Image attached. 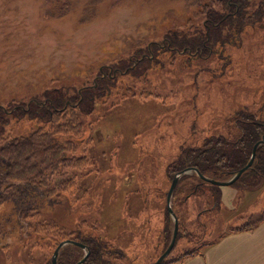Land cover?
Here are the masks:
<instances>
[{
  "label": "rangeland",
  "instance_id": "rangeland-1",
  "mask_svg": "<svg viewBox=\"0 0 264 264\" xmlns=\"http://www.w3.org/2000/svg\"><path fill=\"white\" fill-rule=\"evenodd\" d=\"M209 1L0 0V104L91 84L103 67L131 59L153 42L163 45L170 30L201 21ZM158 63H146L140 76H124L118 94L109 91L103 97L108 100H96L92 113L81 114L84 131L76 154L86 148L92 164L77 172L72 193L43 211L79 239L98 236L107 264H153L165 247L173 180L168 166L210 139L237 136L239 112L264 116V17L211 56L183 53ZM1 116L4 134H25L35 125V118ZM69 173L63 169L51 182ZM187 174L193 178L173 199L181 232L168 260L198 252L264 206V182L256 188L206 182L190 194L199 180ZM34 240H20L9 250L1 244L0 264H48L50 247Z\"/></svg>",
  "mask_w": 264,
  "mask_h": 264
},
{
  "label": "trees",
  "instance_id": "trees-1",
  "mask_svg": "<svg viewBox=\"0 0 264 264\" xmlns=\"http://www.w3.org/2000/svg\"><path fill=\"white\" fill-rule=\"evenodd\" d=\"M257 4L259 6L254 9ZM203 7L201 21H191L186 28L170 30L165 35L163 45L153 42L139 48L131 59L122 58L115 65L103 67L91 84L79 89H48L41 97L33 98L29 102H13L8 106L0 104L3 119L4 115L9 114L35 118V125L28 133L13 135L0 132V246L7 243L5 249L9 250V246L21 243L20 240L25 243L34 238L37 244L50 247L48 264H51L57 245L67 239H73L88 245L90 249V254L83 264H107L104 254L107 250L98 236L88 235L79 239L73 236L74 231H65L56 225L54 220L46 217L43 211L46 207H55L61 203L62 195L67 191L72 193L77 172L92 164L90 157L85 153L86 148L82 153L76 152L79 151L84 131L81 114L92 113L96 100L105 101L107 98L103 97L109 91L117 90L118 94V90L123 88L122 83L125 84L126 81L120 79L124 76H140L141 74L137 73L146 63L148 67L160 65L158 61L183 53L188 57L211 56L217 48L223 49L227 43L236 41L244 29L254 27L256 22L264 17V0L259 3L256 0H211ZM250 9L254 12L250 13ZM129 90L130 87H126L124 98L129 94ZM235 118L239 128L237 136L232 139L219 136L185 151L168 166L170 178L173 179L176 173L187 167H196L207 177L228 180L248 163L254 145L262 140L252 166L236 181L248 188L259 187L264 182V116L241 111ZM91 141L92 138L87 139L88 143ZM225 147L233 148L237 152L226 154L223 151ZM63 169L71 170L69 175L65 174L68 177L51 182ZM221 173L224 178L219 177ZM193 175L199 181L192 185L190 194L200 190L202 183L208 182L195 171ZM188 178L193 177L187 173L181 176L173 193L172 205L181 184ZM4 184L8 185L2 190ZM33 187L37 192L30 195L29 190ZM17 191L20 192L18 197ZM263 221L264 206L260 213L252 214L240 227L233 230H252ZM167 222L163 232L164 250L174 232V221L169 213ZM180 232L179 225L178 235ZM196 253L197 250L186 251L180 259ZM84 254L82 247L73 243L66 244L60 250L57 264H77ZM180 259L166 258L161 264Z\"/></svg>",
  "mask_w": 264,
  "mask_h": 264
},
{
  "label": "crops",
  "instance_id": "crops-1",
  "mask_svg": "<svg viewBox=\"0 0 264 264\" xmlns=\"http://www.w3.org/2000/svg\"><path fill=\"white\" fill-rule=\"evenodd\" d=\"M168 264H264V222L252 230H233L215 242Z\"/></svg>",
  "mask_w": 264,
  "mask_h": 264
},
{
  "label": "water",
  "instance_id": "water-1",
  "mask_svg": "<svg viewBox=\"0 0 264 264\" xmlns=\"http://www.w3.org/2000/svg\"><path fill=\"white\" fill-rule=\"evenodd\" d=\"M263 141H258L254 147H253V150H252V154H251V157H250V160L248 161V163L242 167L241 169H239L230 179L228 180H216V179H213V178H210V177H207L205 175H203L202 173L199 172L198 168L196 167H188V168H185L184 170L178 172L175 174V176L173 177V180H172V183H171V186L169 188V191H168V194H167V205H168V212L170 213L173 221H174V232H173V236L171 238V241L169 243V245L167 246V248L163 251V253L158 257V259L153 263V264H161L167 257L168 255L171 253L172 249L174 248L175 246V243H176V240H177V237H178V233H179V220H178V217L174 211V208H173V205H172V197H173V193H174V190L181 178V176L183 174H186L188 172H197L200 177L202 179H204L205 181H208L212 184H215V185H230V184H233L234 182H236L240 176L242 175V173L244 171H246L247 169H249L254 160H255V157H256V151H257V148L258 146L262 143ZM69 243H73V244H76L80 247H82L84 250H85V254L83 256L82 259H80L78 261L77 264H83L85 262V260L87 259L88 255L90 254V249L88 247V245L80 242V241H76V240H73V239H67L65 241H62L60 242L57 247L55 248L54 252H53V255H52V262L51 264H57V260H58V255L60 253V250L62 249V247H64L66 244H69Z\"/></svg>",
  "mask_w": 264,
  "mask_h": 264
},
{
  "label": "flooded vegetation",
  "instance_id": "flooded-vegetation-1",
  "mask_svg": "<svg viewBox=\"0 0 264 264\" xmlns=\"http://www.w3.org/2000/svg\"><path fill=\"white\" fill-rule=\"evenodd\" d=\"M188 168V167H187Z\"/></svg>",
  "mask_w": 264,
  "mask_h": 264
}]
</instances>
